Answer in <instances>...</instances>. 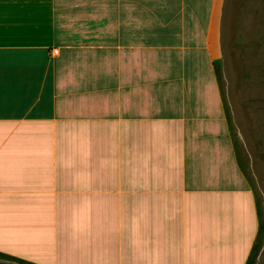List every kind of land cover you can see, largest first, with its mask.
I'll return each instance as SVG.
<instances>
[{"label":"crops","instance_id":"0c3cea01","mask_svg":"<svg viewBox=\"0 0 264 264\" xmlns=\"http://www.w3.org/2000/svg\"><path fill=\"white\" fill-rule=\"evenodd\" d=\"M226 10L0 0V254L246 264L259 219L215 67Z\"/></svg>","mask_w":264,"mask_h":264},{"label":"rangeland","instance_id":"374dc122","mask_svg":"<svg viewBox=\"0 0 264 264\" xmlns=\"http://www.w3.org/2000/svg\"><path fill=\"white\" fill-rule=\"evenodd\" d=\"M227 13L223 55L215 67L236 158L259 219L246 264H264V0H228ZM0 264L28 263L0 254Z\"/></svg>","mask_w":264,"mask_h":264},{"label":"built area","instance_id":"2783aa9c","mask_svg":"<svg viewBox=\"0 0 264 264\" xmlns=\"http://www.w3.org/2000/svg\"><path fill=\"white\" fill-rule=\"evenodd\" d=\"M57 52V50H53V53H56Z\"/></svg>","mask_w":264,"mask_h":264}]
</instances>
